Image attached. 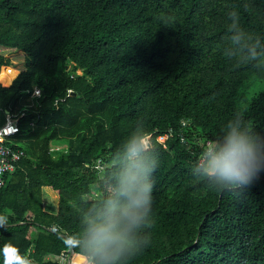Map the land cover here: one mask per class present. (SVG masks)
Instances as JSON below:
<instances>
[{
	"label": "trees",
	"instance_id": "16d2710c",
	"mask_svg": "<svg viewBox=\"0 0 264 264\" xmlns=\"http://www.w3.org/2000/svg\"><path fill=\"white\" fill-rule=\"evenodd\" d=\"M232 11L264 43V0H0V48L23 54L27 68L0 55V128L7 111L25 114V158L0 189L9 221L0 249L12 244L32 264H60L48 256L65 252L88 264L67 244L81 229L73 205L106 195L118 149L142 124L158 149L153 226L128 264H264V173L242 193L192 174L237 113L264 134V65L224 55L234 50ZM61 143L68 153L51 154ZM45 191L57 214L45 210Z\"/></svg>",
	"mask_w": 264,
	"mask_h": 264
},
{
	"label": "clouds",
	"instance_id": "9594fccd",
	"mask_svg": "<svg viewBox=\"0 0 264 264\" xmlns=\"http://www.w3.org/2000/svg\"><path fill=\"white\" fill-rule=\"evenodd\" d=\"M247 8V6H245ZM227 37L234 50L228 58L264 65V43L239 24V13H229ZM227 131L202 149L192 174L216 190L242 193L264 173V134L248 127L243 114L228 121ZM121 162L105 187L106 195L97 201L81 199L73 207L81 229L67 241L79 249L88 264H128L151 243L152 203L157 167V146L142 124H138L118 149ZM117 150V151H118ZM117 151L114 155L117 154ZM9 227L8 217L0 214V228ZM3 264H32L12 245L0 249Z\"/></svg>",
	"mask_w": 264,
	"mask_h": 264
},
{
	"label": "built area",
	"instance_id": "2783aa9c",
	"mask_svg": "<svg viewBox=\"0 0 264 264\" xmlns=\"http://www.w3.org/2000/svg\"><path fill=\"white\" fill-rule=\"evenodd\" d=\"M69 95H72V93H69ZM33 96L40 97V89L36 88ZM24 116L25 114L23 113L19 117L10 115L8 123L0 130V189L5 187L6 177L16 173L18 164L25 158L24 151H22L20 145L17 144V136L20 134V121ZM31 125L33 126L34 124L31 123ZM168 137H161L159 140L165 144ZM208 144L210 145L211 141H209ZM59 148L60 147H55L52 149L51 153H60L61 149ZM54 257V255L48 256L49 260H52ZM66 257V255H61L56 258L59 260L61 259L62 262H66ZM70 264H74V262L71 260Z\"/></svg>",
	"mask_w": 264,
	"mask_h": 264
},
{
	"label": "rangeland",
	"instance_id": "374dc122",
	"mask_svg": "<svg viewBox=\"0 0 264 264\" xmlns=\"http://www.w3.org/2000/svg\"><path fill=\"white\" fill-rule=\"evenodd\" d=\"M0 55L5 56L9 60L12 68L20 70L21 73H23L27 70L26 59H25V56L23 54H17V53H14L13 51L6 50V48H0ZM1 68H3V67H0V70H1ZM0 82H1V80H0ZM261 87L262 86H260V84L257 85L256 87H254L252 93H254V91L258 90ZM170 137L171 136H169L168 138H170ZM61 144L62 145L59 148V149H61V152L68 153L69 147L64 143H61ZM96 167L98 170H102V171H104L106 169L101 164H97ZM91 196H92V199H98V197H100V194H98L96 192V190L93 189ZM44 198H45V204L44 205H45L46 211L49 212L50 214H53V215L57 214L58 212H57V198H56V196L54 194H52L50 191H45L44 192Z\"/></svg>",
	"mask_w": 264,
	"mask_h": 264
},
{
	"label": "crops",
	"instance_id": "0c3cea01",
	"mask_svg": "<svg viewBox=\"0 0 264 264\" xmlns=\"http://www.w3.org/2000/svg\"><path fill=\"white\" fill-rule=\"evenodd\" d=\"M22 74V73H21ZM15 82V81H14ZM11 86V85H10ZM6 114H7V122L5 123V125L8 123V120H9V116L11 115V116H16V115H13L10 111H7L6 112ZM16 117H19L18 115L16 116ZM4 125V126H5ZM3 126V127H4ZM34 126V125H33ZM3 127H1L0 128V130L3 128ZM17 141H19V136H17ZM61 145H56V146H53L51 149H50V153H51V151H52V149H54L55 147H60ZM22 149V151H24V149L23 148H21ZM24 153H25V151H24ZM52 154V153H51ZM58 154H61V153H58ZM54 156H55V154H53ZM45 204V203H44ZM44 207H45V205H44ZM46 210V209H45ZM55 232H59L58 230H55ZM32 233H34L33 234V237H37L38 235V233H39V230H37L36 228L35 229H33L32 230ZM68 254V255H67ZM72 254V253H71ZM71 254L69 253V252H65V253H63V254H61V255H66L67 257H66V262H62L61 261V259L59 260L58 258H56L57 256H61V255H54L55 257L51 260V261H57V262H59L60 264H70L71 263V260L74 262V258L72 257V258H70L71 257ZM53 255V254H52ZM48 260H49V258H48ZM32 262V261H31ZM74 264H76L75 262H74Z\"/></svg>",
	"mask_w": 264,
	"mask_h": 264
},
{
	"label": "water",
	"instance_id": "95a60500",
	"mask_svg": "<svg viewBox=\"0 0 264 264\" xmlns=\"http://www.w3.org/2000/svg\"><path fill=\"white\" fill-rule=\"evenodd\" d=\"M13 83H14V82H13ZM13 83H12V84H13ZM12 84H11V85H12ZM72 96L74 97V96H75V94H72ZM72 257H73V253L71 254V257H70V258H72Z\"/></svg>",
	"mask_w": 264,
	"mask_h": 264
},
{
	"label": "bare ground",
	"instance_id": "6f19581e",
	"mask_svg": "<svg viewBox=\"0 0 264 264\" xmlns=\"http://www.w3.org/2000/svg\"><path fill=\"white\" fill-rule=\"evenodd\" d=\"M9 84V83H8Z\"/></svg>",
	"mask_w": 264,
	"mask_h": 264
}]
</instances>
